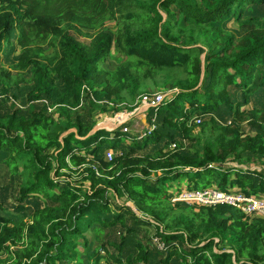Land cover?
Segmentation results:
<instances>
[{
    "label": "trees",
    "instance_id": "1",
    "mask_svg": "<svg viewBox=\"0 0 264 264\" xmlns=\"http://www.w3.org/2000/svg\"><path fill=\"white\" fill-rule=\"evenodd\" d=\"M249 5L264 0H0V60L12 40L20 49L11 68L0 66V93L30 83L28 100H45L0 113V253L9 258L0 264H264L263 217L228 204L196 210L169 193L186 180L193 192L236 187L264 199V169L226 165L264 158V108L241 111L232 97L248 101L264 88V17L244 15ZM233 18L239 34L227 25ZM114 45L124 60L105 66ZM169 91L150 108L155 129L142 139L121 127L91 134L95 116L73 115L89 103L113 116L144 93ZM162 140L192 150L165 151ZM128 141L105 159V147ZM140 144L155 150L137 154ZM14 183L8 204L1 195ZM37 201L45 204L33 209ZM141 224L155 228L162 249L132 248ZM117 226L127 233L100 241Z\"/></svg>",
    "mask_w": 264,
    "mask_h": 264
},
{
    "label": "rangeland",
    "instance_id": "2",
    "mask_svg": "<svg viewBox=\"0 0 264 264\" xmlns=\"http://www.w3.org/2000/svg\"><path fill=\"white\" fill-rule=\"evenodd\" d=\"M244 15H255L259 17H264V6H259V5H249L247 9L240 10ZM107 26L114 32L116 30V25L114 21H107ZM228 27L235 32L236 34H239L241 31L239 28V23L236 18H233L232 20L227 22ZM19 48L15 42V40H12L10 44L7 45L6 47V52H4L1 60H0V66L6 67V68H11L14 60L16 59V56L19 53ZM111 55L109 56V59L107 62L103 63L105 66H115L116 64H119L124 60V57L118 52L116 45L113 46ZM30 83H23L20 84L17 87L11 88L9 92L7 93H0V113H6L8 111H12V109L15 108H20L25 113H28L31 109V105L35 104L37 107H40L45 103V100L41 99L35 102H30L28 100V93L30 92L31 88ZM261 93L256 94L254 96H251L248 101H246L244 94L240 91H234L232 92V97L235 101L240 102L239 109L241 111H246L249 109H252L254 107H260L264 108V88H262ZM164 94V95H169L170 91L167 92L166 94L164 92H159L158 95ZM154 94H142L137 98V101L135 105L137 107L133 110L129 109H123L122 111H118L115 113L113 116H110L108 112H101L96 109V107H91L89 103H83L80 108L73 110V115H80L81 117L84 118V120L89 121V118L91 115H94L95 118L93 120V126L96 127L98 124H101V127L107 130H113L121 127L123 131L135 136L137 139H142L146 134H150L154 129H155V119L156 115L152 114V121L150 122V116H149V110L150 108H156L153 106H150V103L152 101V98ZM110 105V104H109ZM108 105V107H109ZM111 106V105H110ZM49 112H51L55 117H57V112L54 107H50L48 109ZM156 112V109H155ZM208 117V116H206ZM220 119V118H219ZM226 119V120H225ZM223 124H229L230 117L227 115L220 119ZM93 127V128H94ZM241 129L244 133L248 134H253L256 130L253 128L250 124L248 123H243L241 125ZM179 135H176V139L180 138L178 137ZM167 140H162L161 142V147L165 151H169L174 149L175 147H182L181 150L183 151H190L192 150V147L190 146L189 143H181L179 141L171 143L169 146V142H166ZM130 141L126 142V144L118 149L117 151H113L108 147H105V149L102 150V154L105 157V159L110 160L111 156H113L114 153H120V152H127L129 150V146L131 143ZM182 145V146H181ZM138 148H136V153L140 155H144L147 153L153 152L155 150V146L153 145H148V146H141L136 145ZM86 155L92 159V154L91 151L88 150L86 151ZM243 162L238 163V162H227L226 165L228 166H234V167H244V168H250V169H264V158L259 157V156H249L246 155L243 160ZM77 176L75 175V179ZM189 181L184 180L181 183H178V181L173 182V186L171 187L169 185V193H172V197L170 198L171 203H176V200H185L189 202V206L199 208V205L201 203L199 201H196L197 197L196 194L199 192H207L206 190L210 189L207 188L206 190H201L198 191L197 193L191 191V187L188 184ZM88 185V184H87ZM210 187V186H209ZM18 187L14 183L10 187H8L4 192H2L1 197L5 199V201L8 204H13L16 194H17ZM233 191L237 190L236 187L232 188ZM212 191V190H211ZM261 197H264L262 195ZM262 199V198H261ZM205 200V199H204ZM121 203H126L127 205L131 206L133 210H137L135 206L131 205L130 201L125 202V198L120 199ZM195 203V204H193ZM44 201H37V203H34L32 205V208L36 207H42L44 206ZM198 204V205H197ZM112 209L114 211H118L121 208L117 206L115 203L112 204ZM124 211V210H123ZM138 211V210H137ZM137 213V212H136ZM138 214V213H137ZM127 222L129 225H132L131 218L132 216L129 214H126ZM138 230L136 232L131 233L130 235V245L134 249L135 243L137 242H147L153 245L157 249H162L163 248V243L160 241L159 236L156 234L155 228L147 225V224H141L137 228ZM88 232V233H87ZM123 233H127V231L120 227L117 226L116 228L112 230H106L101 238L100 241H104L106 239H109V236L115 239H120ZM85 235H87L90 239H92L93 233L86 231L84 232ZM95 244V248H97L96 243L98 244V239L93 242ZM79 248L83 252V245H84V240L81 238L78 241ZM88 249V248H86ZM0 258L5 260L6 262H9L8 254L5 253H0ZM82 261L80 259V254L77 256L76 260ZM71 264H75V261L71 262Z\"/></svg>",
    "mask_w": 264,
    "mask_h": 264
},
{
    "label": "built area",
    "instance_id": "3",
    "mask_svg": "<svg viewBox=\"0 0 264 264\" xmlns=\"http://www.w3.org/2000/svg\"><path fill=\"white\" fill-rule=\"evenodd\" d=\"M150 106L157 107L162 103L165 95L154 94ZM200 120L197 119V122ZM112 157V155H110ZM212 190V191H211ZM207 192H197L196 201L205 205L228 204L240 209L247 215H256L264 218V199L255 195H246L243 192H228L216 189L206 190ZM205 199V200H204Z\"/></svg>",
    "mask_w": 264,
    "mask_h": 264
},
{
    "label": "water",
    "instance_id": "4",
    "mask_svg": "<svg viewBox=\"0 0 264 264\" xmlns=\"http://www.w3.org/2000/svg\"><path fill=\"white\" fill-rule=\"evenodd\" d=\"M101 128H103V127H101V124H98L96 127L93 128V130L91 131V134L94 133L96 130L101 129ZM107 129H108V128H107ZM111 130H113V128H112ZM131 205L134 206L133 202H131ZM136 212H137L138 214H140V211H137V210H136Z\"/></svg>",
    "mask_w": 264,
    "mask_h": 264
}]
</instances>
